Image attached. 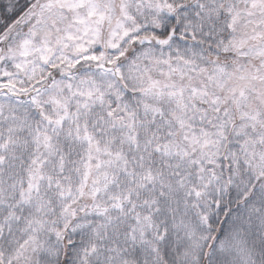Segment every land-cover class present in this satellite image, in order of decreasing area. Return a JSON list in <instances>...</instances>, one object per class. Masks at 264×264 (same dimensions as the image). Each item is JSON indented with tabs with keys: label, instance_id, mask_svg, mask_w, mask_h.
Masks as SVG:
<instances>
[{
	"label": "snow or ice",
	"instance_id": "snow-or-ice-1",
	"mask_svg": "<svg viewBox=\"0 0 264 264\" xmlns=\"http://www.w3.org/2000/svg\"><path fill=\"white\" fill-rule=\"evenodd\" d=\"M0 264H264V0H0Z\"/></svg>",
	"mask_w": 264,
	"mask_h": 264
}]
</instances>
